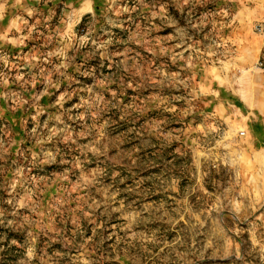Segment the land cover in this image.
<instances>
[{
  "label": "rangeland",
  "instance_id": "374dc122",
  "mask_svg": "<svg viewBox=\"0 0 264 264\" xmlns=\"http://www.w3.org/2000/svg\"><path fill=\"white\" fill-rule=\"evenodd\" d=\"M261 62L264 0H0V264H264Z\"/></svg>",
  "mask_w": 264,
  "mask_h": 264
},
{
  "label": "built area",
  "instance_id": "2783aa9c",
  "mask_svg": "<svg viewBox=\"0 0 264 264\" xmlns=\"http://www.w3.org/2000/svg\"><path fill=\"white\" fill-rule=\"evenodd\" d=\"M259 65V67L261 68V69H263V71H264V64L261 62L260 64H258Z\"/></svg>",
  "mask_w": 264,
  "mask_h": 264
},
{
  "label": "bare ground",
  "instance_id": "6f19581e",
  "mask_svg": "<svg viewBox=\"0 0 264 264\" xmlns=\"http://www.w3.org/2000/svg\"><path fill=\"white\" fill-rule=\"evenodd\" d=\"M242 93H243V96L246 97L247 92L246 91L245 92L243 91Z\"/></svg>",
  "mask_w": 264,
  "mask_h": 264
}]
</instances>
